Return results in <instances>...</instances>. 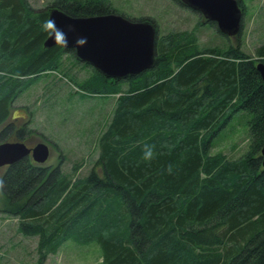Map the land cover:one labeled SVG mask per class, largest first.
<instances>
[{
    "label": "trees",
    "instance_id": "obj_1",
    "mask_svg": "<svg viewBox=\"0 0 264 264\" xmlns=\"http://www.w3.org/2000/svg\"><path fill=\"white\" fill-rule=\"evenodd\" d=\"M53 7L72 16L118 12L110 0L38 8L0 0V126L21 92L74 54L43 45ZM125 16L158 28L152 17ZM240 42L200 47L192 30L157 32L153 67L126 78L94 68L71 80L89 94H119L99 139L98 167L74 179L59 164L25 156L0 175V212L17 217L23 234L38 235L40 262L71 239L97 243L101 264H264V81ZM256 56L264 61V40ZM238 114L248 127L246 152H212ZM25 131L4 129L0 140L21 141ZM145 145L154 146L148 161Z\"/></svg>",
    "mask_w": 264,
    "mask_h": 264
},
{
    "label": "rangeland",
    "instance_id": "obj_2",
    "mask_svg": "<svg viewBox=\"0 0 264 264\" xmlns=\"http://www.w3.org/2000/svg\"><path fill=\"white\" fill-rule=\"evenodd\" d=\"M49 0H31L34 7ZM119 13L155 19L158 34L173 29L194 31L200 47L218 45L225 48L241 41V49L256 59V47L264 40V0H243L245 14L238 35L226 36L204 17L179 0H110ZM115 12V13H118ZM94 67L78 61L66 52L55 71H47L11 103L6 130L26 129L23 142L34 145L45 142L49 156L43 165H58L71 178L86 176L98 167L99 139L111 121L119 94H89L79 82L91 75ZM66 74V76H65ZM71 78V79H70ZM72 80V81H71ZM238 116L226 125L215 139L212 152L222 151L229 158L243 155L248 147V127ZM4 168H0V175ZM38 235L21 232L18 218L0 212V264H101L97 243L79 244L66 240L42 263L37 256Z\"/></svg>",
    "mask_w": 264,
    "mask_h": 264
},
{
    "label": "water",
    "instance_id": "obj_3",
    "mask_svg": "<svg viewBox=\"0 0 264 264\" xmlns=\"http://www.w3.org/2000/svg\"><path fill=\"white\" fill-rule=\"evenodd\" d=\"M183 5L198 11L204 21H212L217 29L227 35H238L242 28L243 9L238 0H179ZM67 37V46L49 33L43 45L59 44L72 49L75 57L92 65L97 71L111 78L136 76L155 64V40L157 27L151 19H132L122 13H107L88 16H72L57 7L50 8L48 19ZM63 39V35L60 38ZM264 81V61L256 63ZM31 155L37 163L49 156V147L38 142L28 147L22 141L0 142V166L11 165ZM264 168V144L261 148Z\"/></svg>",
    "mask_w": 264,
    "mask_h": 264
},
{
    "label": "clouds",
    "instance_id": "obj_4",
    "mask_svg": "<svg viewBox=\"0 0 264 264\" xmlns=\"http://www.w3.org/2000/svg\"><path fill=\"white\" fill-rule=\"evenodd\" d=\"M43 28L45 30H50L51 33L55 35V38L60 40V42L64 45L67 46V37L66 34L63 33L62 29L57 28L56 22L54 19L49 18L44 21ZM63 35V39L61 40V36ZM154 146L153 145H145L144 151H143V159L148 161L151 160L154 157ZM169 172L171 171V165L169 166Z\"/></svg>",
    "mask_w": 264,
    "mask_h": 264
},
{
    "label": "flooded vegetation",
    "instance_id": "obj_5",
    "mask_svg": "<svg viewBox=\"0 0 264 264\" xmlns=\"http://www.w3.org/2000/svg\"><path fill=\"white\" fill-rule=\"evenodd\" d=\"M7 125H8L7 123L4 124V125H3V124L1 125V127H0L1 132L4 131V129H6V126H7ZM1 132H0V133H1ZM0 142H2V141L0 140ZM27 145H28V144H27ZM28 146L31 147V146H33V145H28ZM7 166H8V165L5 164V165L0 166V168H6Z\"/></svg>",
    "mask_w": 264,
    "mask_h": 264
},
{
    "label": "bare ground",
    "instance_id": "obj_6",
    "mask_svg": "<svg viewBox=\"0 0 264 264\" xmlns=\"http://www.w3.org/2000/svg\"><path fill=\"white\" fill-rule=\"evenodd\" d=\"M70 52V51H69ZM72 53V52H71Z\"/></svg>",
    "mask_w": 264,
    "mask_h": 264
}]
</instances>
